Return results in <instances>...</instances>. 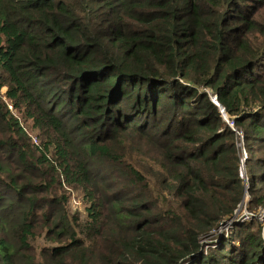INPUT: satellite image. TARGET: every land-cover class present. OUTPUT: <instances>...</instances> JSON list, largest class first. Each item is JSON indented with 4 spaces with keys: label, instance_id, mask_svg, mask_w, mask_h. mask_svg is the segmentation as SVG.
<instances>
[{
    "label": "trees",
    "instance_id": "1",
    "mask_svg": "<svg viewBox=\"0 0 264 264\" xmlns=\"http://www.w3.org/2000/svg\"><path fill=\"white\" fill-rule=\"evenodd\" d=\"M241 204L264 205V0H0V264H264Z\"/></svg>",
    "mask_w": 264,
    "mask_h": 264
},
{
    "label": "built area",
    "instance_id": "2",
    "mask_svg": "<svg viewBox=\"0 0 264 264\" xmlns=\"http://www.w3.org/2000/svg\"><path fill=\"white\" fill-rule=\"evenodd\" d=\"M210 98L215 104H217L218 110L220 111V114L222 115V117L234 129V123H233L232 118L225 112L224 108L218 103V101L216 100L215 95L210 94ZM237 136L240 139H242L241 131H237ZM238 145L241 146V141H238ZM244 154H245V151L243 150V155ZM238 213L239 212H237V210H236L235 214L233 215V217L230 220H228L227 224L228 223L229 224L233 223V221L236 220V219L242 220V219L254 218L261 226V236L264 239V205H258V206L254 207L252 209H248V208H246L244 206L243 212L241 214H238Z\"/></svg>",
    "mask_w": 264,
    "mask_h": 264
},
{
    "label": "rangeland",
    "instance_id": "3",
    "mask_svg": "<svg viewBox=\"0 0 264 264\" xmlns=\"http://www.w3.org/2000/svg\"><path fill=\"white\" fill-rule=\"evenodd\" d=\"M210 94L211 93L209 91V95ZM20 122L23 125V127L26 129V132L31 136L32 141L39 143V139H38V136L35 134V131L32 130L26 122H23L22 120H20ZM69 191H70L69 192L70 195H69V199L67 201V208L71 212L78 211L83 216L84 202L82 201L81 196L78 194V192L76 190H73V189L70 190L69 189ZM243 208H244V206L241 204L239 206V208L237 209V212H239L238 214H241L243 212ZM44 241H45V239L42 238V236H41L39 238V240L37 241V245L44 243ZM204 251H206V249Z\"/></svg>",
    "mask_w": 264,
    "mask_h": 264
},
{
    "label": "water",
    "instance_id": "4",
    "mask_svg": "<svg viewBox=\"0 0 264 264\" xmlns=\"http://www.w3.org/2000/svg\"><path fill=\"white\" fill-rule=\"evenodd\" d=\"M241 173H242V175L245 177L243 163L241 164Z\"/></svg>",
    "mask_w": 264,
    "mask_h": 264
}]
</instances>
